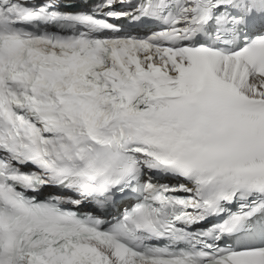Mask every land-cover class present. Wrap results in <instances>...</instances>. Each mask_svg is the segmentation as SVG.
I'll return each instance as SVG.
<instances>
[{
	"label": "snow or ice",
	"instance_id": "1",
	"mask_svg": "<svg viewBox=\"0 0 264 264\" xmlns=\"http://www.w3.org/2000/svg\"><path fill=\"white\" fill-rule=\"evenodd\" d=\"M0 264H264V0H0Z\"/></svg>",
	"mask_w": 264,
	"mask_h": 264
}]
</instances>
